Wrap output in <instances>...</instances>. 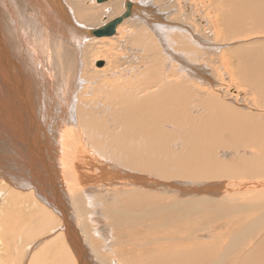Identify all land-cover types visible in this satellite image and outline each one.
Returning <instances> with one entry per match:
<instances>
[{"label":"bare ground","instance_id":"6f19581e","mask_svg":"<svg viewBox=\"0 0 264 264\" xmlns=\"http://www.w3.org/2000/svg\"><path fill=\"white\" fill-rule=\"evenodd\" d=\"M63 1L82 27L105 17ZM128 1L101 4L111 19L131 9L116 34L137 29L143 51H129L143 53L124 81L113 52L104 55L108 81L89 72L84 32L50 0H0V219L60 228L40 249L61 241L54 264H108L107 254L110 264H264V0H209L222 45L185 25L198 16L186 3L181 19L162 13L163 0ZM225 47L222 66L236 62L230 82L245 96L209 89L208 56Z\"/></svg>","mask_w":264,"mask_h":264},{"label":"rangeland","instance_id":"374dc122","mask_svg":"<svg viewBox=\"0 0 264 264\" xmlns=\"http://www.w3.org/2000/svg\"><path fill=\"white\" fill-rule=\"evenodd\" d=\"M77 1H79V3H82V4H85V6L86 7H92V8H96V9H99L98 7H103V8H105L104 9V12H105V17H108V21L109 20H112V19H114L115 17H118V16H121L124 12H126L125 11V9L124 8H122V11H121V13H119V14H117V15H115V16H113V18L111 19L110 18V16H106V13L107 12H109L108 10L110 9V7H107L108 6V3H104V5L103 4H99L98 5V3H96V1H94V0H91V4H90V2H89V0H77ZM87 3H86V2ZM123 2L125 1H128V0H122ZM137 1V0H136ZM138 1H140V0H138ZM174 1H176V0H163L162 2L165 4V5H167L168 6V10L167 11H163L162 13L163 14H169L170 16L172 15V17H176V15H178L180 12H181V14H179L178 16L181 18V19H183V18H185L184 16H186V17H188V15L187 14H190V13H188V10H186L185 11V9H184V5H185V3L186 4H188V5H190V11L189 12H191V11H194L195 13H197L198 12V14H196V15H198V16H194L192 19H189V20H186L185 21V25H187V26H189L191 29H193L194 28V25L197 23V24H199V27H198V29H202L203 31L201 32V31H199V32H196L197 34H199L198 36H203L202 38H205L207 41H209L208 43H210V45H218V43L219 44H224V42L222 43L220 40H216L215 39V37L217 36L216 35V32H215V21H211V20H213V19H215V17H213V16H211V15H214L215 16V11L213 12L210 8L212 7L211 6V2L209 3V0H206V2L205 1H203V0H177V3H176V6L175 5H173V4H175L174 3ZM133 2V1H132ZM172 2H173V4H172ZM191 2V3H190ZM134 4L135 3H137V2H135V0H134V2H133ZM157 3V2H156ZM161 3V2H160ZM190 3V4H189ZM66 4V3H65ZM138 4V3H137ZM180 4V5H179ZM195 4V5H194ZM210 4V5H209ZM158 5L160 6L161 4H159V2H158ZM67 6V5H66ZM97 6V7H96ZM158 6V7H159ZM208 6V7H207ZM211 6V7H210ZM124 7V6H123ZM210 7V8H209ZM67 8H68V6H67ZM102 8V9H103ZM160 8V7H159ZM175 8V9H174ZM209 8V9H208ZM213 8V7H212ZM68 9H70V8H68ZM182 9H184V10H182ZM192 9V10H191ZM195 9V10H194ZM179 10H182V11H179ZM107 11V12H106ZM159 11L161 12V10L159 9ZM169 11V12H168ZM184 11V12H183ZM210 11V12H209ZM201 12V13H200ZM213 12V13H212ZM173 13H175V14H173ZM193 13V12H192ZM203 13V14H202ZM73 14V13H72ZM184 14V16L182 17V15ZM168 15V16H169ZM168 16H166L167 18V20L169 21V20H172L170 17L168 18ZM211 18H210V17ZM105 17L104 18H99V20H98V22H97V24H96V26L94 25V26H86V27H84V28H86V29H89V28H97V27H100V26H103L104 25V22H102V21H104V19H105ZM200 18H202V19H200ZM213 18V19H212ZM199 19V20H198ZM204 20V21H203ZM187 22V23H186ZM202 22V23H201ZM205 22H206V24H205ZM103 23V24H102ZM124 23V22H123ZM195 23V24H194ZM204 23V24H203ZM192 24V25H191ZM196 24V25H197ZM128 24H122L121 25V27L122 26H124V28H126V26H127ZM204 25V26H203ZM207 25H208V27H207ZM128 27V26H127ZM206 27V28H205ZM123 27H122V30L124 29ZM220 29H221V27H220ZM219 28L217 29L218 31H221ZM121 30V28L120 29H118V33L114 36V37H112V38H110L109 37V39L108 38H103V39H101V38H99V39H91V40H89L88 42H86L85 43V47H84V49L85 50H83V54H85V51L88 49V50H91V51H93L94 53H92L90 56H88L87 57V61H88V63H89V67H88V70H89V72L91 73V71L92 72H95V71H97V72H99V73H105V79L107 80L108 79V81H110V79H109V77H108V74L110 75L111 74V72L112 71H114L115 69H112V67H110L109 65H108V63H107V58H106V56H104V55H109L110 53H112V54H110L109 56H112V57H115L116 59H118L117 61H118V63H119V65L117 64V65H115L116 67H117V70H115V71H118V73L120 74L118 77H120V76H122L123 77V81L124 80H126V79H131V78H129V74H128V70H126L125 68H127V69H131V67H135V65H133V66H130V65H128V61H130V59H132L133 57L134 58H139V60H140V55L139 54H142V53H139V52H137V53H139L138 55L137 54H133V53H131V51H129V50H132V51H137V50H142L143 51V47H138V45L136 44V46H135V44L133 43V42H135V40L133 39V38H135V36L136 35H134L133 36V32H136L137 31V29H135V30H130V32H126V33H128V34H131L129 37L128 36H123V34L124 33H121L120 31H122ZM206 30V31H205ZM193 31H194V29H193ZM211 31V32H210ZM214 31V33H212ZM195 32V31H194ZM196 34V35H197ZM202 34V35H201ZM207 34H212V36L213 37H210V36H208ZM127 35V34H126ZM119 39V40H118ZM224 39H225V37H224ZM113 40V41H112ZM258 40H264V38L263 39H258ZM101 41V42H100ZM119 41V42H118ZM121 41V42H120ZM133 41V42H132ZM250 41H252V40H250ZM103 42V43H102ZM107 42H109L108 44H110V43H117V44H114V47H109V46H111L112 44H110V45H108V44H106ZM95 43V44H94ZM100 43V44H99ZM136 43V42H135ZM134 44V45H133ZM25 46H27V44L25 43L24 44ZM91 45V46H90ZM107 46V49H108V47H109V49L107 50H104L105 48H106V46ZM32 46V45H31ZM89 46V48H87ZM97 46V47H96ZM103 46V47H102ZM125 46V47H124ZM158 46H160V45H158ZM102 47V48H101ZM115 47H116V49H115ZM94 48V49H93ZM112 48V49H111ZM126 48V49H125ZM138 48V49H137ZM227 49V47H225V48H223V49H221V51L220 52H218V51H213V52H211L210 53V55L208 56V61H209V63L207 62L206 64L209 66H207L208 67V70L210 71V73H211V71L212 70H214L213 71V73L215 72V78L211 75V74H209V75H211L212 77V80L214 81L212 84L210 83V82H208L207 81V83L209 84V89L210 90H215V92L216 93H220L219 91H222L221 93H222V95H223V93H225V92H227V93H232V92H234L235 94H238V95H242V96H245V94L246 93H244L243 91H240V90H238L237 88H239L240 87V89L241 90H243V89H245L246 87H242V85L237 81V80H233V81H231L230 82V77H231V75H232V73L233 72H235V73H237V66H236V62H233V66H234V70H233V67H230V68H228L227 69V71H225V69H224V67L222 66V59H221V52L223 53V50H226ZM40 50V49H39ZM38 50V52H39V54H41V55H43V53H42V49L39 51ZM87 50V51H88ZM104 50V51H103ZM109 50H111V51H109ZM213 50V49H212ZM97 51V54L95 53ZM101 52V53H100ZM117 53H120L119 55L116 54ZM217 53V54H216ZM82 54V57L84 58V55ZM132 54V55H131ZM99 55H100V59H99ZM114 55H116V56H114ZM136 55V56H135ZM166 55V54H165ZM98 56V57H97ZM102 56V57H101ZM122 56V57H121ZM97 57V58H96ZM221 59H219V58ZM83 58H81V61H82V63H83ZM90 58H91V60H90ZM95 60H94V59ZM120 58V59H119ZM129 58V59H128ZM105 59V60H104ZM126 61H125V60ZM101 60H103V67H98L97 65H99V63H101ZM39 61V60H38ZM100 61V62H99ZM96 62H98V63H96ZM220 62V63H219ZM123 63V64H122ZM126 65H125V64ZM125 67H124V66ZM229 65V64H228ZM87 65H85V67H86ZM94 66V67H93ZM129 66V67H128ZM206 66V65H205ZM92 67V68H91ZM110 67V68H109ZM82 68H84V66L82 65ZM217 68V69H216ZM212 69V70H211ZM105 70H106V72H105ZM109 70V71H108ZM119 70L121 71V72H119ZM125 71V75H124V71ZM104 71V72H103ZM114 71V72H115ZM123 71V72H122ZM89 74V73H88ZM217 74H219V75H222L224 78H218V76H217ZM127 75V76H126ZM118 77H116V79H118ZM126 79H125V78ZM220 77V76H219ZM91 79V78H90ZM92 79H94V78H92ZM115 79V78H114ZM114 79H111V81L112 82H114V83H117V81L116 80H114ZM133 79V78H132ZM223 80H226V84H224L223 83ZM227 80H228V82H227ZM116 81V82H115ZM120 81V80H119ZM219 81V82H218ZM98 83V82H97ZM214 84V85H213ZM93 86H95V84H93ZM96 87H97V85H96ZM97 91L99 92L98 94H99V96H100V93H102V92H100V90H98L97 89ZM237 91V92H236ZM220 93V94H221ZM59 111V110H58ZM61 116V115H60ZM4 145L8 148L9 147V145L8 144H6V143H4ZM2 185V186H1ZM0 188H3L4 187V185L3 184H0ZM10 187L14 190V192H15V189L17 188V186H13V185H11L10 184ZM17 191V193H20L21 195H23V193L24 192H26V191H28V192H30L29 190H32V188H25L24 189V187L23 188H17L16 189ZM20 191H22V192H20ZM27 193V192H26ZM26 193H24L25 195H26ZM64 193V192H63ZM30 195V193H28V195H26L25 197H27V196H29ZM24 196V195H23ZM35 198H37V200H38V197L36 196ZM39 201H40V199H39ZM41 202V201H40ZM42 204H44L43 202H41ZM45 205V204H44ZM53 205V204H52ZM48 207V206H47ZM36 208L38 209V207L36 206ZM48 209H50L51 211H53V213H54V215H56L58 218H61L60 217V215L55 211V209L53 208V207H49ZM54 209V210H53ZM58 210V209H57ZM36 211H34V213H35ZM27 215H25V217L24 216H21L22 218H24L23 220H24V222H22L23 220H22V218L19 216V214L17 215V214H15L14 215V213H10V216L8 217V222H4L3 220H4V218H2L1 217V219H0V264H54V262H56L57 261V259L55 258V253H54V250L55 249H57L58 250V248H60L62 245H61V241L60 242H58V244H57V246L55 247H53L52 248V250H50V249H48L47 251L46 250H44L45 252L43 253V252H40V251H42V250H40V249H45V244H49L52 240H55V235H57V237H59V235H60V228H57V226H55L54 228H48L47 230H45L44 232H42L41 231V229H40V225H39V223H38V221H34V219H32V222L35 224V225H32V227L31 228H33V229H31L28 225H30V224H27V221L29 222L30 221V216H27ZM14 218V219H13ZM29 219V220H28ZM73 222H74V220H72ZM30 223V222H29ZM20 224H21V227H17V226H20ZM27 226H26V225ZM23 225V226H22ZM74 225H76V223L74 222ZM25 226V227H24ZM35 226H37V227H35ZM17 227V228H16ZM16 228V230H17V232L15 231L14 233H12V231L14 230ZM20 228H28V229H31L32 230V232H36L37 233V235H35L34 236V238L32 239L31 238V240H32V242L31 241H28V239H26V233H24V230L23 229H21L20 230ZM34 228H36L35 229V231H34ZM76 228H77V226H76ZM27 229V231H30V230H28ZM21 232L22 230V232H21V235L19 234V236H17V233H20L19 231ZM77 230H78V228H77ZM6 231H8V232H6ZM26 231V230H25ZM26 231V232H27ZM31 232V231H30ZM23 233V234H22ZM27 233H29V232H27ZM133 234H137V235H145V233L142 231V230H134L133 232H132ZM14 234V235H13ZM15 234H16V236H15ZM39 236V237H38ZM37 238H38V240H37ZM30 240V239H29ZM35 240L36 241H38V243H36L35 242ZM52 243V245H53V243L54 242H51ZM29 244H31V245H29ZM37 245V246H36ZM52 247V246H51ZM27 249H30L29 251L27 250ZM29 253H28V252ZM58 251H60V250H58ZM73 252V251H72ZM37 253L39 254V255H37ZM45 253H47V254H45ZM44 254V255H43ZM41 255H42V257H41ZM104 255H106L105 253H104ZM31 256H32V259H31ZM35 256H38V257H40V258H36ZM64 257H66V256H64ZM75 258H76V256H74ZM91 258V260L93 259L94 261H95V263H98L97 262V260L94 258V257H90ZM105 258H106V260L109 262L108 264H110V260H111V255L109 256V254H107L106 256H105ZM115 257H113V259H114ZM35 259H37V260H35ZM55 259V260H54ZM32 260H34L33 262H32ZM76 260H77V258H76ZM116 260V262L119 264V262H118V260L117 259H115ZM37 261V262H36ZM6 262V263H5ZM77 262H78V260H77ZM77 264H79V262L77 263ZM99 264V263H98ZM105 264H107V263H105Z\"/></svg>","mask_w":264,"mask_h":264},{"label":"water","instance_id":"95a60500","mask_svg":"<svg viewBox=\"0 0 264 264\" xmlns=\"http://www.w3.org/2000/svg\"><path fill=\"white\" fill-rule=\"evenodd\" d=\"M106 0H97L98 3H103ZM52 6L56 9L59 10L61 13H63L66 17H68V15L70 16L69 19H71L72 22H74V24H76L77 22L75 21V19L72 17V15L70 14V10L67 8L65 2L63 0H50ZM127 6H131L132 3L130 1L126 2ZM126 12L128 13H124L121 16H118L117 18L111 20L109 23H105L103 26L97 27V28H89L86 29L80 25L76 24V27L81 29L84 34H85V38H84V42H88L91 39H95V38H103V37H113L116 32H117V28L124 22V20L126 18H128V14L129 12L131 13V9L128 7V10H126ZM64 16V17H65ZM63 198L65 196V194L63 193ZM55 209V208H54ZM95 262H93L94 264ZM98 264V263H96Z\"/></svg>","mask_w":264,"mask_h":264}]
</instances>
